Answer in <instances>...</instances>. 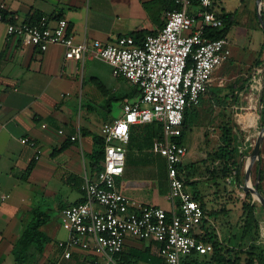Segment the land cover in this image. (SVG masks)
I'll use <instances>...</instances> for the list:
<instances>
[{
	"label": "built area",
	"instance_id": "2783aa9c",
	"mask_svg": "<svg viewBox=\"0 0 264 264\" xmlns=\"http://www.w3.org/2000/svg\"><path fill=\"white\" fill-rule=\"evenodd\" d=\"M172 1L178 9L166 12L162 29L147 35L141 46L133 37H122L111 44L95 41L92 50L86 42L76 43L64 18L53 21L43 16L36 23H18L12 16L13 21L5 22L7 7L0 5V21L6 24L9 37H26L41 52L53 45L62 46L67 59L82 63L92 51L113 68L116 78L127 80L142 92L140 97L126 100L122 116L102 128V170L94 177L86 170L84 202L61 211L68 230V238L58 242L64 260L81 253L94 264H116L114 257L125 251L129 240L158 242L165 264H186L194 256L213 253L211 244L197 238L204 210L188 190L180 170L188 149L176 140L182 134L185 113L200 106L214 72L230 61V42L227 37L212 39L206 34L224 29L215 0ZM155 122L162 125L163 137L155 140L153 152L167 162L170 211L132 201L118 185L125 173L132 127ZM80 137L79 132L71 140ZM21 143L38 149V143L29 137L22 138Z\"/></svg>",
	"mask_w": 264,
	"mask_h": 264
},
{
	"label": "crops",
	"instance_id": "0c3cea01",
	"mask_svg": "<svg viewBox=\"0 0 264 264\" xmlns=\"http://www.w3.org/2000/svg\"><path fill=\"white\" fill-rule=\"evenodd\" d=\"M1 4L6 5L7 12L17 17L18 23L41 15L53 21L66 19L76 43L86 42L91 50L95 41L111 44L135 33L156 34L164 26L166 18V12L158 0H0ZM65 53L62 46L53 45L46 52H41L26 37H9L6 24L0 21V264H21L25 261L21 258L17 260V244L33 223L26 226L28 215L24 214L32 206L30 201L33 194L42 192L38 190L45 193L49 191L51 183L61 184L80 195L68 207L84 202L81 185L87 170V156L94 150V137L101 136L102 128L117 119L107 118L101 123L93 116L74 118L70 108L78 106L82 94L95 102L99 98L95 97V92H85L88 87L85 78L90 73L89 85L94 84L93 81L101 83L95 62L103 61L97 59L92 51H88L84 63L67 59ZM130 85L132 91L123 96V104L126 100L135 99L131 98L134 86ZM108 98L104 100L106 112ZM114 102H117L115 98L111 111ZM254 104L250 103V106ZM90 112L93 113L92 108ZM137 127L131 131L134 141L151 134L152 128L148 124ZM79 132L80 139L73 142L71 138ZM25 137L36 141L38 149L24 146L21 139ZM183 144L188 149L187 160L194 154L186 137ZM150 151H143L145 160L142 170L130 172L126 161L124 176L118 181L119 189L121 192L124 190L125 194L122 193L132 201L165 209L159 198L141 193L146 182H157L156 188L164 193L165 202L170 204V209L165 210L170 211L172 203L168 199V176H163L157 165L151 162ZM36 156L40 159H35ZM194 164L195 161L188 166L192 182L188 190L192 194L200 193L209 201L206 193L209 187H199L204 178L197 175ZM143 172L149 175L148 178H142ZM217 192L214 193L215 198L221 195H217ZM61 207L63 205L59 209ZM210 221L211 218H208L206 224L203 223L196 230L198 237L209 230ZM212 231L210 228L209 232ZM218 237L225 241L220 234ZM49 239L51 244L35 264H92V258H85L81 253H76L70 260L62 259L58 242ZM160 246L158 242L129 240L125 251L144 252L148 249L153 257L152 264H163ZM33 253L34 249L26 254ZM34 258L29 256L31 264Z\"/></svg>",
	"mask_w": 264,
	"mask_h": 264
},
{
	"label": "rangeland",
	"instance_id": "374dc122",
	"mask_svg": "<svg viewBox=\"0 0 264 264\" xmlns=\"http://www.w3.org/2000/svg\"><path fill=\"white\" fill-rule=\"evenodd\" d=\"M215 3L217 12L226 11L235 14V23L226 36L230 42L231 58L229 62L216 69L209 81V91L202 98L200 106L190 111L186 138L192 146L194 155L193 158L190 157L185 161V165L188 167L191 162L195 161V172L201 178H204L199 183V187H209L206 188V193L209 196L208 209L210 212L215 213L211 217L209 230L212 228V232L220 234L221 239L227 240L225 253L226 250H231L228 246L237 247L242 237L240 222L244 217L243 204L248 194L243 191L246 168L249 156L256 145L258 132L264 126L261 123V114L259 113V103L264 87V64L257 67L259 61L264 63V31L258 21L257 0H215ZM263 8L264 0L261 9ZM95 70L99 74L98 77L103 84L106 96L98 90L95 84H88L91 79L90 73H88V77L85 78L86 86H88L85 92L87 94L89 91L95 92V97L99 98L95 102L89 100L88 96L83 97L82 94L78 106L71 107L70 111L73 113L74 118L78 116L86 119L93 116L95 119L101 120V123L107 118V120L119 118L123 111L122 98L132 91V86L127 80L116 78L113 68L105 62H95ZM84 74L85 72H83L82 78H84ZM108 97L118 100L112 105L113 111L111 113L106 112L105 109L106 103L104 100ZM253 102L255 103L254 106H250V103L253 104ZM91 108L93 113L90 112ZM227 126L232 127L237 137L236 142L241 154V181L236 180L235 175L225 180L220 177L211 180L209 175L211 169L216 167L210 156L221 145L222 128ZM137 128V126H134L132 130ZM93 148L95 149V145ZM126 150L128 170L132 173L142 170L145 160L142 155L144 150L137 144L128 145ZM149 157H151V162L155 163L159 171L163 173V176H168L166 159L155 154L153 149ZM89 163L88 155L86 163L88 173H90ZM261 170L264 173V142L261 158L256 161L252 168V186L258 183V174ZM156 184L157 182H146L141 193L146 194L148 197L159 198L163 203L162 207L169 210L170 204L165 202V195L156 188ZM262 186L264 196V181ZM216 190H218L217 195L221 194V197L215 198L214 193H216ZM38 191L42 192L33 194L30 201L32 206L25 210L24 215H28L26 226L35 221L36 212H43L49 215V219L40 230L55 242L66 239L68 231L63 224L59 207L73 203L80 196L79 193L57 183H51L48 192ZM122 192L125 194L124 190ZM252 200L258 206L260 221V237L256 245L264 247V207L253 196ZM221 209H225L226 213L221 212ZM226 252L225 255L229 256L228 251ZM231 255V257H234V253H231ZM24 256L23 260L25 259V261L21 264H31L29 256ZM240 257L242 264H245L246 255L241 254ZM210 258L209 255L202 260L207 261ZM34 259H31L33 264L37 262V257Z\"/></svg>",
	"mask_w": 264,
	"mask_h": 264
},
{
	"label": "trees",
	"instance_id": "16d2710c",
	"mask_svg": "<svg viewBox=\"0 0 264 264\" xmlns=\"http://www.w3.org/2000/svg\"><path fill=\"white\" fill-rule=\"evenodd\" d=\"M161 7L165 10V12H172L177 10V6L172 0H158ZM261 14L264 19V8L261 9ZM217 15L219 18L223 20L224 29L220 31H207L206 34L212 39H221L225 38L229 31L232 29L235 23V14L234 13H218ZM13 14L9 12H5L4 14V21L11 22L13 21L12 18ZM44 15L32 17L29 21L32 23H36L39 21ZM131 37L135 39L136 45L141 46L143 41L147 37L145 33H135ZM264 63L259 61L257 64L258 66L263 65ZM94 84L98 87V90L102 92L104 96H106L104 92L103 85L98 81H93ZM142 94L141 90L138 87L133 88V92L131 98L140 97ZM262 113H261V123L264 124V87L262 91ZM114 98H108V105L107 110L108 113H111V104L113 103ZM117 100V99H116ZM124 100V98H122ZM118 101V100H117ZM190 111H187L184 116L183 121V128L181 136L176 140V142L180 145H184V138L187 135L188 130V119H189ZM146 125V124H145ZM149 128L151 127V134L144 135L140 139L134 138L130 139V144H137L143 150H152L153 143L155 140L162 139L163 131L162 125L155 122L152 124H148ZM133 128V127H132ZM132 131V129H131ZM85 133H82V135ZM136 138V137H135ZM237 137L232 129V127H224L222 128V136H221V145L212 152L210 158L212 163L216 166L209 172L211 180H215L216 178L227 179L228 177H234L238 181H241V154L239 153V147L237 146ZM95 149L89 155L90 163H89V170L91 175L94 177L102 170V163L104 161L105 156V143L101 136L94 137ZM193 167L195 168L196 165L194 164ZM181 172L184 173V179L186 185L192 184L190 181V174L189 168L186 165H183L180 168ZM31 170L28 171L30 173ZM147 173H142V178H148ZM264 181V173L260 171V184H259V191L263 195V186L262 183ZM83 183V181H82ZM82 187V185H81ZM194 199L199 202L201 207L204 210V220L203 223L206 224V220L211 218L214 212H210L208 209V201L205 200V197L202 196L200 193L193 194ZM68 208V206H63L59 210L62 211L63 209ZM221 212L226 213L225 209H221ZM243 213L244 217L241 219V231L242 237L239 241V244L236 248L228 251V255H225L227 252L225 250V246H227V241H221L218 235L214 232H209L210 230H206L205 235L197 237L205 244H211L213 246V253L211 254V258L209 260H202L205 257L194 256L189 262L186 264H242L241 261V254L246 255L245 264H264V247L256 245V242L259 239V232H260V221H259V210L258 206L253 202L251 194L246 195V200L243 204ZM35 221H33L32 225L28 227L21 239L19 240L17 247V260L23 259L26 253H29L30 250L34 249L33 255L28 254V256L34 257H41L43 256L45 250L48 248V245L51 244V240L45 236L41 231L40 228L48 221L49 215L43 212H36L35 213ZM228 240L230 239L227 238ZM143 242V241H141ZM161 249V246H160ZM231 253H234V257H231ZM116 264H152L153 257H151L150 251L147 249L144 252L134 251L131 253H123L116 255L115 257ZM163 260V259H162ZM94 264V262H91ZM163 264H165L163 262Z\"/></svg>",
	"mask_w": 264,
	"mask_h": 264
},
{
	"label": "water",
	"instance_id": "95a60500",
	"mask_svg": "<svg viewBox=\"0 0 264 264\" xmlns=\"http://www.w3.org/2000/svg\"><path fill=\"white\" fill-rule=\"evenodd\" d=\"M263 4V0H257V16L258 21L260 23V26L262 27L264 31V19L261 14V7ZM259 103V113H262V103ZM264 142V126L262 127L261 131L258 132V138L256 145L254 147L253 152L249 156L247 168H246V175H245V185L243 186V191L245 193H250L255 199H258L262 206L264 207V196L259 191V184H260V172L258 174V183L255 186L251 185V176H252V168L256 161H258L261 158V152H262V146Z\"/></svg>",
	"mask_w": 264,
	"mask_h": 264
}]
</instances>
